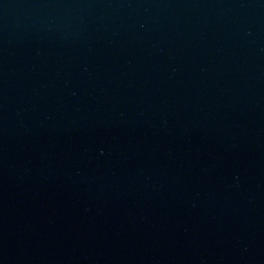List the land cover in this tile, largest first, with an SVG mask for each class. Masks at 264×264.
<instances>
[{
    "label": "water",
    "instance_id": "obj_1",
    "mask_svg": "<svg viewBox=\"0 0 264 264\" xmlns=\"http://www.w3.org/2000/svg\"><path fill=\"white\" fill-rule=\"evenodd\" d=\"M0 264H264V0H0Z\"/></svg>",
    "mask_w": 264,
    "mask_h": 264
}]
</instances>
